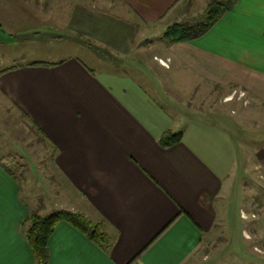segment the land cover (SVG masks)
Instances as JSON below:
<instances>
[{
    "label": "crops",
    "instance_id": "0c3cea01",
    "mask_svg": "<svg viewBox=\"0 0 264 264\" xmlns=\"http://www.w3.org/2000/svg\"><path fill=\"white\" fill-rule=\"evenodd\" d=\"M9 1L2 61V47L23 41L56 38L70 52L0 64V264H37L26 235L37 209L82 212L111 238L101 246L60 221L48 264H215L218 238L234 230L263 258V199L244 182L231 198L240 213L225 204L240 195L241 138L202 114L239 109L243 123L264 109V0H236L177 43L167 27L202 20L208 0L71 1L62 33L56 5ZM167 131L182 140L161 146ZM254 158L263 183L264 145Z\"/></svg>",
    "mask_w": 264,
    "mask_h": 264
},
{
    "label": "rangeland",
    "instance_id": "374dc122",
    "mask_svg": "<svg viewBox=\"0 0 264 264\" xmlns=\"http://www.w3.org/2000/svg\"><path fill=\"white\" fill-rule=\"evenodd\" d=\"M71 1H76V0H19L18 3L21 4L22 10H24L23 12H25L28 9L27 6L29 8H33L36 4L40 5V7H43L46 10L51 9L53 5L57 6L56 11L58 12L60 11L59 9H63V12L60 13L55 12L56 26L57 29L59 30L58 32L62 33V31L60 30L61 28L60 24H62L63 18H65L66 15H68L69 13L68 6L72 7L70 5ZM12 4L13 3H11L10 1L7 2V0H3V1L0 0V8L2 7L3 10H8L9 5L11 6ZM23 6H25V8ZM15 7L16 6H14V8ZM13 13L16 12L13 10ZM13 13H10V15H12ZM50 13L52 14V12ZM59 14H61L62 16L59 17L60 16ZM200 15H202V13ZM193 21L196 23L202 20H193ZM181 23L182 24L185 23V25L190 24L189 22H181ZM55 39L56 38H50V39L46 38L44 42H42L41 44H37L34 41L31 42L23 41L17 43V45L7 44L6 46L1 48V50L4 51L5 53V58L2 61L1 60L2 57L0 56L1 57L0 64H4L5 62L7 64H11L12 62L17 64L19 62H26L30 59L48 58L56 55L67 54V52H70L67 51L68 47H66L62 42L55 43L54 42ZM210 104L213 103L206 102L205 108L206 109L210 107L214 108V106L212 105L209 107ZM230 106H233V103L230 104ZM226 110L230 114V109H226ZM202 113L204 112L202 111ZM241 114H242L241 111L237 109L234 112V114H230V117L227 114L224 115L225 120H224V116L222 115L219 116L218 110H215L214 112L211 111L208 112V114H202V115L207 119H209L210 117V119L213 118L215 120L221 121L220 125H222L223 127H228L233 131L234 135L241 138L240 140L237 141V144L239 145V149H240L238 164L234 165L235 169L233 168V173L231 174V177L233 178L231 180V184H233V192L234 193L238 192V194H240V192L242 191L240 187L243 186L245 182L248 183L249 188L252 189V194H249V196L256 194L258 195V197H261L264 201V182L261 183L259 175H256L254 170L255 151L260 146L264 145V109L263 110L259 109L257 112H253V113L248 112L246 116H243L244 122L238 123V117ZM238 167H240V170L238 169ZM244 167L247 168L248 170L247 173L245 174L244 172H242ZM256 186H257V191L255 189ZM253 188L255 191L253 190ZM228 197L230 201L225 202L226 206L230 207L232 213L239 214L240 204H237L238 200H233V199L235 197H238L239 200L242 199L241 194L236 196L230 195ZM232 197L233 199H231ZM233 224H235V221H233ZM248 225H250V223ZM234 226L235 225L232 226L233 230L234 228H236ZM232 232L233 235L227 237L221 236L218 238L219 244L211 261L215 262V264H229L234 261L240 264H264L263 261L264 256L262 258L256 252H250V251L247 252L245 250L246 248L248 249V247H251L254 241L246 242L244 238L238 233V230H234Z\"/></svg>",
    "mask_w": 264,
    "mask_h": 264
},
{
    "label": "trees",
    "instance_id": "16d2710c",
    "mask_svg": "<svg viewBox=\"0 0 264 264\" xmlns=\"http://www.w3.org/2000/svg\"><path fill=\"white\" fill-rule=\"evenodd\" d=\"M236 0H208L207 7L202 13V21L195 24L176 22L169 25L164 38L170 43L191 40L208 31L218 19L233 8ZM183 138L181 131H167L159 139L163 147L172 146ZM67 221L89 235L101 246H108L111 242L109 234L104 230L102 223L95 222L82 212L67 209L54 210L48 214H41L40 210L33 211L28 217L27 239L35 254L37 264L49 263L48 240L60 221Z\"/></svg>",
    "mask_w": 264,
    "mask_h": 264
},
{
    "label": "built area",
    "instance_id": "2783aa9c",
    "mask_svg": "<svg viewBox=\"0 0 264 264\" xmlns=\"http://www.w3.org/2000/svg\"><path fill=\"white\" fill-rule=\"evenodd\" d=\"M228 99V98H227Z\"/></svg>",
    "mask_w": 264,
    "mask_h": 264
}]
</instances>
